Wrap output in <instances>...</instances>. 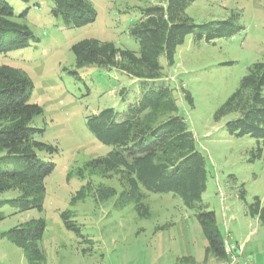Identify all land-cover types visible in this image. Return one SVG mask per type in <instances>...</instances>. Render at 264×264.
<instances>
[{"label": "rangeland", "instance_id": "rangeland-1", "mask_svg": "<svg viewBox=\"0 0 264 264\" xmlns=\"http://www.w3.org/2000/svg\"><path fill=\"white\" fill-rule=\"evenodd\" d=\"M7 1L16 21L26 25L35 39L25 49L0 55V66L16 68L32 82L30 102L42 110L32 126L44 130L38 140L56 152L50 157L54 170L44 181L43 210L18 212L9 204L2 205L0 234L43 219L40 249L44 260L39 264H216L204 260L206 240L196 213L178 197L147 192L144 203L150 216L141 218L133 204L114 207L122 191L117 177L89 175L85 169L86 163L111 150L87 131L85 119L107 108L122 117L119 91L127 89L126 100L131 101L140 89L136 80L116 69L77 68L71 47L95 39L138 53V43L129 30L141 17V8L158 5L160 0H86L96 18L81 28H71L52 17L51 0ZM185 13L195 24L231 19L241 28L234 36L211 42H194L186 36L176 49L174 66L167 68L163 58L159 63L163 83L172 89L178 114L206 161L202 204L214 212L225 247L236 257L235 264H264V225L246 212V204L254 197L264 206V140L228 135L224 125L238 117L235 113L217 122L213 119L238 89L248 67L264 63V0H195ZM181 88L191 95L193 106ZM258 146L261 157L252 160ZM98 186L114 188L117 195L98 202L92 195ZM241 190L245 201L239 197ZM81 191L83 200L78 199ZM16 197L17 192L8 191L0 194V201ZM63 213L80 229V237L64 229ZM0 264L29 263L21 249L0 238Z\"/></svg>", "mask_w": 264, "mask_h": 264}, {"label": "trees", "instance_id": "trees-1", "mask_svg": "<svg viewBox=\"0 0 264 264\" xmlns=\"http://www.w3.org/2000/svg\"><path fill=\"white\" fill-rule=\"evenodd\" d=\"M194 1L160 0L158 5L141 8V17L129 30V35L138 43V53L95 39L72 45L77 68L116 69L136 80V87L140 89L131 101L126 100L127 89L119 91L124 105L122 117L107 108L85 119V127L95 140L111 147L104 156L86 163L85 169L89 175L117 177L122 191L114 207L122 209L133 204L141 218L150 216L149 207L144 203L147 192L178 197L186 208L196 213L206 240L204 260L228 264L234 255H229L225 247L214 212L201 202L207 182L205 158L196 148L194 134L178 114L172 89L163 83L165 75L159 59L163 58L165 66L171 68L175 64L176 49L186 36L190 35L194 42H211L234 36L241 28L231 19L195 24L185 13ZM51 2V16L60 18L71 28H81L95 21L96 12L86 0ZM16 19L8 1L0 0V55L25 49L35 39L31 30ZM32 89V82L23 72L11 66H0V194L17 192L16 198L0 201V207L9 204L18 212L43 210L44 181L54 170L50 157L56 149L40 142L38 138L44 130L32 126L34 118L42 114L41 108L30 102ZM263 89L264 63L256 62L248 67L238 89L216 110L214 121L235 113L238 117L224 125L228 135L264 140ZM181 92L193 106L191 95L183 88ZM255 152L252 160L261 157V147ZM92 195L98 202H105L117 192L111 187L98 186ZM239 197L245 201L244 190ZM83 198L81 191L78 199ZM246 212L264 225V206L258 197L246 204ZM61 218L65 230L81 236L68 213H63ZM44 231L43 219L31 220L1 233L0 238H7L21 249L29 264H39L44 260L40 249Z\"/></svg>", "mask_w": 264, "mask_h": 264}, {"label": "built area", "instance_id": "built-area-1", "mask_svg": "<svg viewBox=\"0 0 264 264\" xmlns=\"http://www.w3.org/2000/svg\"><path fill=\"white\" fill-rule=\"evenodd\" d=\"M235 262H236V257L232 256L231 262H229L228 264H235Z\"/></svg>", "mask_w": 264, "mask_h": 264}, {"label": "crops", "instance_id": "crops-1", "mask_svg": "<svg viewBox=\"0 0 264 264\" xmlns=\"http://www.w3.org/2000/svg\"><path fill=\"white\" fill-rule=\"evenodd\" d=\"M234 254V253H233ZM215 262V261H214ZM216 263V262H215ZM217 264V263H216Z\"/></svg>", "mask_w": 264, "mask_h": 264}]
</instances>
